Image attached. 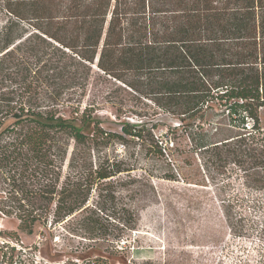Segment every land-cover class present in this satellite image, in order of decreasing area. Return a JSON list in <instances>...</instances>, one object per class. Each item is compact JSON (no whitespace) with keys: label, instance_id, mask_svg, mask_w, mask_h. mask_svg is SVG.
Segmentation results:
<instances>
[{"label":"trees","instance_id":"trees-1","mask_svg":"<svg viewBox=\"0 0 264 264\" xmlns=\"http://www.w3.org/2000/svg\"><path fill=\"white\" fill-rule=\"evenodd\" d=\"M0 13V215L17 231L122 243L137 220L113 188L137 179L136 154L156 167L146 178L197 186L205 171L229 175L240 155L264 166V0H0ZM94 70L176 125L105 130L82 105ZM224 126L246 132L220 138ZM178 131L197 173L179 164ZM17 231L0 230V264H22L5 239Z\"/></svg>","mask_w":264,"mask_h":264},{"label":"rangeland","instance_id":"rangeland-1","mask_svg":"<svg viewBox=\"0 0 264 264\" xmlns=\"http://www.w3.org/2000/svg\"><path fill=\"white\" fill-rule=\"evenodd\" d=\"M4 21L5 15L0 13V25ZM82 105L95 107L107 131L119 132L123 121H142L149 127L157 123L155 133L177 123L149 100L96 70ZM259 118L264 128V108ZM219 119L226 124L225 118ZM200 127L209 129L205 124ZM192 129L196 133L198 128ZM222 129L220 138L246 132H230L227 126ZM178 134L179 164L184 173H197L192 167L193 154L187 153L189 140L182 132ZM136 157L139 164L131 175L137 179L125 183L126 178L120 176L113 188L117 206L126 204L137 220L136 229L127 233L122 243H88L59 227L49 231L36 226L27 235L17 231L14 219L0 215L2 233L17 231V240L5 239L15 247L22 264H87L92 258L110 254L108 264H264V166L254 167L247 155H240L242 165H229V175L205 171L204 185L197 186L178 177V181L146 178L144 172L156 167L148 155Z\"/></svg>","mask_w":264,"mask_h":264}]
</instances>
